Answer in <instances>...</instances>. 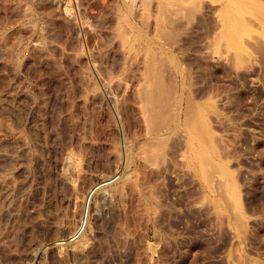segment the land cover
Listing matches in <instances>:
<instances>
[{
	"label": "rangeland",
	"instance_id": "374dc122",
	"mask_svg": "<svg viewBox=\"0 0 264 264\" xmlns=\"http://www.w3.org/2000/svg\"><path fill=\"white\" fill-rule=\"evenodd\" d=\"M0 103V264H264V0H0Z\"/></svg>",
	"mask_w": 264,
	"mask_h": 264
},
{
	"label": "built area",
	"instance_id": "2783aa9c",
	"mask_svg": "<svg viewBox=\"0 0 264 264\" xmlns=\"http://www.w3.org/2000/svg\"><path fill=\"white\" fill-rule=\"evenodd\" d=\"M95 192L93 194H90L87 201V208L85 212H83L76 229L74 230L73 234H71L67 240H65V244L73 243L82 238L88 229L89 224V205L91 203V200L94 196Z\"/></svg>",
	"mask_w": 264,
	"mask_h": 264
},
{
	"label": "bare ground",
	"instance_id": "6f19581e",
	"mask_svg": "<svg viewBox=\"0 0 264 264\" xmlns=\"http://www.w3.org/2000/svg\"><path fill=\"white\" fill-rule=\"evenodd\" d=\"M2 101H3V100H2ZM14 101H15V100H14ZM11 102H12V101H11ZM20 103H21V102H20ZM0 104H1V103H0ZM10 107H11V106H10ZM76 169H77V168H76ZM77 171H78V170H77ZM73 172H75V171H73ZM76 173H77V172H76ZM77 174H78V173H77ZM4 184H5V183H4ZM239 220H240V219H239ZM237 221H238V220H237ZM243 222H246V221L243 220ZM243 222L240 221V223H239L240 225L238 224V222H236L237 226H238V225L240 226V229H241V230H239V231H241V232H244V230L246 229V228H245V225L243 224ZM241 223H242L243 225H242ZM246 225H247V224H246ZM243 229H244V230H243ZM242 230H243V231H242ZM246 232H247V231L245 230L244 233H246ZM37 252H38V251H37ZM36 255H38V254L36 253ZM38 256H39V255H38ZM230 256H232V253H231V252H230V254H229V257H230Z\"/></svg>",
	"mask_w": 264,
	"mask_h": 264
}]
</instances>
